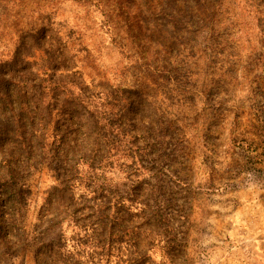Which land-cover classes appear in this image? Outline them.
Segmentation results:
<instances>
[{
    "label": "rangeland",
    "instance_id": "rangeland-1",
    "mask_svg": "<svg viewBox=\"0 0 264 264\" xmlns=\"http://www.w3.org/2000/svg\"><path fill=\"white\" fill-rule=\"evenodd\" d=\"M33 97L49 147L82 99L113 141L69 196L13 149ZM260 233L264 0H0V264H234Z\"/></svg>",
    "mask_w": 264,
    "mask_h": 264
},
{
    "label": "trees",
    "instance_id": "trees-1",
    "mask_svg": "<svg viewBox=\"0 0 264 264\" xmlns=\"http://www.w3.org/2000/svg\"><path fill=\"white\" fill-rule=\"evenodd\" d=\"M60 91V90H59ZM33 106L20 102L18 108L11 107V115L13 122V132L12 137L14 138L13 149H15L18 153V159L21 157V153H25V157L28 162L33 163L36 159L34 158V148L35 146L41 150V156H44L47 153V158H49V170L54 175L53 179L56 182L58 188L62 189V192L68 194L72 192L74 183L73 174L77 169L80 168V165H87L91 170L94 171V161L95 158L101 157L102 159H108L112 149L114 148L113 141L105 140L104 143L105 151H102V144L99 142L97 138V134L100 135L99 132L96 133V129L99 128V122L96 120L94 114L90 113L87 109L90 105H92L91 101H86V99L80 100L81 106L85 111V115L92 121L93 125L91 129H87V125H85L86 130V139L85 142L79 143L77 141L75 148L71 149L66 141V139L62 137H55V141L52 147L44 144L47 132V124H45V120L43 119V115L40 112L37 104L34 102V97L32 98ZM88 100V99H87ZM87 103V104H86ZM48 112V111H47ZM51 112V111H50ZM51 116L48 114V117ZM109 125H106L108 127ZM95 135V138H92ZM42 142V143H41ZM68 149V150H67ZM71 153V155H70ZM81 154H90L89 161L79 163L77 159V155ZM81 160V159H80ZM36 162V161H35ZM21 210L17 209L16 218L12 219V225L19 227L22 229L25 228V223L21 219ZM102 211H99L98 218H103ZM20 222V225L17 223ZM78 226V225H77ZM21 229V230H22Z\"/></svg>",
    "mask_w": 264,
    "mask_h": 264
},
{
    "label": "crops",
    "instance_id": "crops-1",
    "mask_svg": "<svg viewBox=\"0 0 264 264\" xmlns=\"http://www.w3.org/2000/svg\"><path fill=\"white\" fill-rule=\"evenodd\" d=\"M246 255L241 253V257L234 264H264V233L253 236L251 251Z\"/></svg>",
    "mask_w": 264,
    "mask_h": 264
}]
</instances>
